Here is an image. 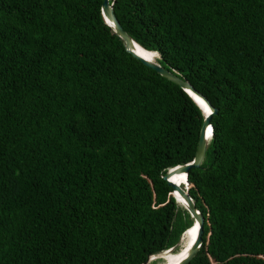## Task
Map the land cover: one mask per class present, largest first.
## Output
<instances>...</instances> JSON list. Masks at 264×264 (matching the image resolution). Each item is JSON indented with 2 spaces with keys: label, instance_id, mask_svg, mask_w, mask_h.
<instances>
[{
  "label": "trees",
  "instance_id": "obj_1",
  "mask_svg": "<svg viewBox=\"0 0 264 264\" xmlns=\"http://www.w3.org/2000/svg\"><path fill=\"white\" fill-rule=\"evenodd\" d=\"M216 112L184 189L187 264H264V0H109ZM103 0H0V264H147L194 217L193 96L127 51Z\"/></svg>",
  "mask_w": 264,
  "mask_h": 264
},
{
  "label": "water",
  "instance_id": "obj_2",
  "mask_svg": "<svg viewBox=\"0 0 264 264\" xmlns=\"http://www.w3.org/2000/svg\"><path fill=\"white\" fill-rule=\"evenodd\" d=\"M104 15L107 19V21L110 23V25L116 30V32L123 38V41L125 43V47L127 51L131 52L135 57L140 59L143 63L146 65L152 67L157 72L165 76L166 78L170 79L172 82L179 85L181 88L188 91L191 95L197 96L199 99L203 101V103L206 105L208 110L204 109L203 115L204 120L200 131V137L198 141V146L196 150V154L194 159L181 166H177L175 168H171L168 170V172L165 175V179L168 181V183L173 187L174 192L177 191L181 197H183L185 203H186V209L189 211V213L194 217V222L192 226L189 229L196 228V234L194 239L189 244V247L187 251L185 252L184 256L179 259V261L176 264H187L196 254L198 247L202 240V231H203V218L198 209L195 207V204L192 202L189 194L180 187L178 183H175V181L172 180V176L176 172H181L186 175L191 167H199L207 149V138L210 135L208 132V129H210L211 133V117L216 112V109L212 106V104L209 102V100L202 95L200 92L196 91L192 85L184 80L183 78L179 77L175 73L167 70L166 68L162 67L159 63L154 62L150 59V57H147L145 55H142L138 53L134 48L133 45H139L134 40H132L127 33L123 30L122 26L118 22L117 18L113 14L112 11V5L109 3V0H103L102 4ZM140 46V45H139ZM141 47V46H140ZM142 48V47H141ZM203 111V110H202ZM177 199V198H176ZM187 229L186 231H188ZM184 232V234L186 233ZM183 234V235H184ZM183 235L181 237V240L183 239ZM170 251L174 252V248L169 249Z\"/></svg>",
  "mask_w": 264,
  "mask_h": 264
},
{
  "label": "bare ground",
  "instance_id": "obj_3",
  "mask_svg": "<svg viewBox=\"0 0 264 264\" xmlns=\"http://www.w3.org/2000/svg\"><path fill=\"white\" fill-rule=\"evenodd\" d=\"M133 48L138 53L145 55L147 57H150L152 60H154L155 54L153 52H148V51L144 50L143 48H141L139 45H135V44L133 45ZM195 99H197V101L200 100L203 103V101L201 99H199L198 97H195ZM200 101H199V103H200ZM203 105L206 107V105L204 103H203ZM207 110H208V108H207ZM208 132L211 136L210 129H208ZM208 138H209V136H208ZM208 138H207V140H208ZM178 174H184V173L176 172L172 176L173 181H174V177ZM174 195L177 198V200H179L182 203V205L184 207H186V203H185L183 197H181L177 191L174 192ZM195 234H196V228H192V229H189L188 231H186V233L183 235L184 237L181 241V246H180L181 248L179 249V251L176 253H173V254L169 253L168 251H165L164 258L166 261L161 263V264H176L179 261V259L184 256L185 252L187 251V249L189 247V244L194 239Z\"/></svg>",
  "mask_w": 264,
  "mask_h": 264
},
{
  "label": "rangeland",
  "instance_id": "obj_4",
  "mask_svg": "<svg viewBox=\"0 0 264 264\" xmlns=\"http://www.w3.org/2000/svg\"><path fill=\"white\" fill-rule=\"evenodd\" d=\"M154 53V52H153ZM155 55H154V60H152L151 58V60L152 61H154V62H157L158 63V55H157V53H154ZM193 96V98H194V100L196 101V103L199 105V107L203 110V112H204V109L206 110L207 108L203 105V103L200 101V103H199V101H197V99H195V97H197V96H194V95H192ZM209 140H210V135H209V138H208V140H207V144L209 143ZM174 181L176 182V183H178L179 185H180V187H183V184L184 185H186V180H185V174H178V175H176L175 177H174ZM177 202H178V204L180 205V206H183L182 205V203L179 201V200H177ZM184 237V236H183ZM182 241V240H181ZM181 246V245H180ZM181 248V247H180ZM179 251V250H178ZM178 251H176V252H178ZM168 252L169 253H171V254H173V253H176V252H173V251H170V250H168ZM164 254H165V251L164 252H162L161 254H159V255H156V256H151V257H149V259H148V262H147V264H161V263H163V262H165L166 260H165V258H164Z\"/></svg>",
  "mask_w": 264,
  "mask_h": 264
}]
</instances>
